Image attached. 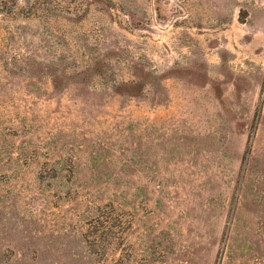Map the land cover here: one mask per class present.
<instances>
[{"label":"rangeland","instance_id":"rangeland-1","mask_svg":"<svg viewBox=\"0 0 264 264\" xmlns=\"http://www.w3.org/2000/svg\"><path fill=\"white\" fill-rule=\"evenodd\" d=\"M0 264H264V0H0Z\"/></svg>","mask_w":264,"mask_h":264},{"label":"trees","instance_id":"trees-1","mask_svg":"<svg viewBox=\"0 0 264 264\" xmlns=\"http://www.w3.org/2000/svg\"><path fill=\"white\" fill-rule=\"evenodd\" d=\"M96 238H97V239H96ZM96 238H95L96 240H95L94 242L91 243V247H93V248H94V247H98L97 245L101 243L103 237H102V236H98V237H96Z\"/></svg>","mask_w":264,"mask_h":264}]
</instances>
